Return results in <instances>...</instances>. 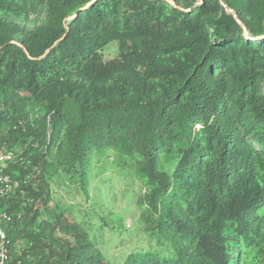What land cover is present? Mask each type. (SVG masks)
I'll list each match as a JSON object with an SVG mask.
<instances>
[{
  "label": "trees",
  "instance_id": "obj_1",
  "mask_svg": "<svg viewBox=\"0 0 264 264\" xmlns=\"http://www.w3.org/2000/svg\"><path fill=\"white\" fill-rule=\"evenodd\" d=\"M3 150L12 263L264 264V0H0ZM109 150L143 190L146 242L117 258L41 212Z\"/></svg>",
  "mask_w": 264,
  "mask_h": 264
},
{
  "label": "rangeland",
  "instance_id": "obj_2",
  "mask_svg": "<svg viewBox=\"0 0 264 264\" xmlns=\"http://www.w3.org/2000/svg\"><path fill=\"white\" fill-rule=\"evenodd\" d=\"M116 49V42L109 43L104 57L114 56ZM54 185L48 210L41 211L44 218L51 212L67 211L98 237L97 248L114 258L145 244V221L139 207L143 190L131 163L118 153L109 150L94 161L86 194L64 178L55 179Z\"/></svg>",
  "mask_w": 264,
  "mask_h": 264
},
{
  "label": "built area",
  "instance_id": "obj_3",
  "mask_svg": "<svg viewBox=\"0 0 264 264\" xmlns=\"http://www.w3.org/2000/svg\"><path fill=\"white\" fill-rule=\"evenodd\" d=\"M16 155L12 150H3L0 152V197L8 194L16 183L11 180L5 169L15 162ZM5 214L2 213L0 207V221L4 220ZM9 242L4 233L0 231V264H20V262L12 263L9 256Z\"/></svg>",
  "mask_w": 264,
  "mask_h": 264
}]
</instances>
